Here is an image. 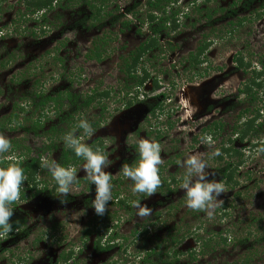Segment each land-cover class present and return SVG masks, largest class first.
I'll use <instances>...</instances> for the list:
<instances>
[{
    "label": "rangeland",
    "instance_id": "obj_1",
    "mask_svg": "<svg viewBox=\"0 0 264 264\" xmlns=\"http://www.w3.org/2000/svg\"><path fill=\"white\" fill-rule=\"evenodd\" d=\"M21 1L6 0L0 3V122L10 114L12 105L20 102L25 92L30 90L34 80L44 82L47 92L63 89L82 94V97L91 90L110 92L109 99L102 106L80 112V117L90 122L94 135L88 138L83 130L75 131L87 145L96 139L102 141L104 151L110 155L109 159L114 160L105 171L112 174V180L120 177L123 179L120 188L115 181L112 183V192L122 190L123 195L129 196V203L120 208L108 203L104 215L99 216L92 205L87 208L82 206V197L61 203L60 198H52L46 193L33 194L26 190L25 200H18L13 206L12 217L25 219L29 234L24 238L0 235V264H141L144 252L155 245L161 246L157 253L160 256L164 254L166 248L171 247L170 239L173 236H182V240H179L175 249L178 260L170 261L169 264H234L251 254L250 250L254 252L251 264H264V241L255 243L263 235L258 230L264 228V152L260 151L264 148V91L256 93L254 90V102L244 96L233 98L249 78L248 73L236 69L233 62L235 54H241L244 62H252L253 66L264 57V15L237 27L238 19L254 18V14L250 12L253 7L249 11L241 10L244 0H210V3L199 1L196 4L192 0H179L172 8L179 12L182 26L172 36H165L166 40L165 37L159 38L161 44L167 42V38L175 44L173 53L162 54L167 56L162 60L154 52L143 60V65L148 68L151 76L157 77L161 83L160 89L152 92V87L147 83L139 91H134L132 81L126 82L124 87L128 77L123 69L129 63V53L142 42L143 37L135 32L138 20L145 18L144 15L147 14L145 0H116L114 4L109 1L102 12L101 25L91 31H86V25L85 28L78 25L79 20L87 15L83 2L79 0L68 3L73 4L68 6L63 0L49 15L50 26L44 36L40 37L30 36V30L37 27V21L24 25L21 23L24 12V4L19 3ZM235 1L236 6L232 4ZM254 5V8L260 6ZM207 8H221L222 12L213 16L211 21H206L203 14ZM229 10L237 13L225 18ZM117 11L122 16L129 11V17L125 16L120 20V23L125 20L131 22L124 33H119L118 27H109L110 18L105 17L108 13L118 15ZM184 14L188 17H184ZM230 23H233L232 26ZM144 33L147 34V28ZM103 36L112 39L105 47L107 51L103 61L88 60L91 42L96 37ZM206 36L212 41L205 55L208 62L195 68V72H202L204 69L209 71L202 77L196 74V77L189 80V73L184 68L186 64H183L184 58L195 51ZM172 81L176 86L173 91L168 88ZM127 92H130L128 96L125 95ZM186 94L190 112L183 110L180 105ZM129 100L133 105L127 107ZM158 103H161L162 110L155 119L149 112ZM254 107L263 115L262 127L257 128L256 133H251L246 142L235 141L234 146L244 151L245 162L237 174L239 185L232 191L223 182L225 193L218 198L228 208L229 218L222 220L219 217L222 207L216 208L211 217L206 211L189 208L186 194L180 187L186 168L178 165L177 161H185L190 154L200 153L208 165L206 171L210 173L209 179L221 182L216 168L222 167V163L216 162L214 153L220 150L224 141L235 140V128L239 132V126L243 122H238L240 115L246 109L251 112ZM69 109V105L64 104L61 111L67 113ZM31 115L34 117L35 113ZM78 115L79 113L75 114V118ZM49 117V122L45 124L47 128L57 121L55 115L50 114ZM214 123L223 124V131L216 136V140L211 138L213 141L208 143L207 138L211 136L207 133L209 128L204 127H212ZM155 132L161 134L158 142L161 144L163 162L160 166L167 164L166 173L180 182L172 194L163 189L157 190L152 197L144 196L141 204L151 208L152 213L148 217H140L137 214L139 210L131 204V201L138 199V195L132 192L134 185L118 170L120 162L124 158H130L128 150L137 146L140 139L156 141ZM149 133L152 135L148 136ZM4 134L9 140H18L23 148H28L29 155L33 157L46 143L43 137L26 135L20 130L6 131ZM63 144L64 139L56 140L55 149L42 153L43 172L41 170L40 175L52 179L43 162L55 160L59 163ZM258 144L262 147H258ZM25 151L15 152L21 154ZM10 152L11 149L0 158H13ZM233 161L236 162V159ZM85 163L83 160L76 167L77 179L68 194L71 197L83 194L85 197L91 193L87 191L88 188L95 186L83 171ZM76 182H80L81 187L74 189ZM236 191L241 194L237 196ZM56 193L59 194L58 190ZM150 223L155 225L149 227L147 235L143 237L138 234L140 226H149ZM199 225L205 232H195ZM98 226L108 229L105 236L102 235L104 230L100 231ZM251 228L253 235L250 242L241 244L240 241L248 235L246 232ZM188 229L192 235L186 234L183 239ZM86 230H91L92 233L87 240H83V232ZM195 233L197 236L193 235ZM219 233L230 238L228 248L223 250L216 243H211L203 251L205 242L201 238L206 240ZM113 237L117 240L111 242L116 244L112 249L105 253L94 251L95 242H104ZM214 240L217 241V237ZM235 240L239 243L233 247ZM201 252H204L203 255ZM191 253L195 254V260ZM151 261L159 264L156 256H152ZM160 264H165L164 260Z\"/></svg>",
    "mask_w": 264,
    "mask_h": 264
},
{
    "label": "trees",
    "instance_id": "obj_2",
    "mask_svg": "<svg viewBox=\"0 0 264 264\" xmlns=\"http://www.w3.org/2000/svg\"><path fill=\"white\" fill-rule=\"evenodd\" d=\"M6 0H0V3L5 2ZM63 0H22L19 3L24 4V12L22 15V21L21 23L24 25L31 21H37V27L32 28L30 30V36L31 37H37V36H44L46 33V30H48L50 26V20L49 15L54 12L56 7L60 6V2ZM68 3L72 2H79V0H65ZM84 4V6L87 8V15H84L81 20H79L78 25L81 28H85V25L87 26L86 31H91L93 29H97V26L103 21L102 19V12L105 11V5L109 1H112V4L115 3L116 0H81ZM199 1L208 2L210 3V0H192L193 4L198 3ZM239 1V0H237ZM179 0H145V7L147 9V14L144 15L145 18H140L138 20L137 30L136 34H139V36H146V39L139 42V46L129 53L128 60L129 63H126L125 67L123 69V73L126 74L128 77V80L124 82V87L127 84L126 82L132 81L133 89L134 91H139L142 89L145 84H149L152 92H156L160 89L161 83L158 81V78H153L151 74L148 71V68L143 65V60L146 56L157 52L159 56H161L162 60L167 58L163 51H167L170 53H173L175 49V44L171 41L163 42L161 44V38L162 36H171L175 34L180 26L179 21V12L174 11L172 7H175V4H177ZM235 6L237 5L236 1L233 2ZM256 5H260L258 8ZM73 4H68V6H72ZM210 5V4H205ZM194 6V5H193ZM1 7V4H0ZM66 7V6H63ZM253 7V9L251 8ZM241 10L249 11L253 15V19L251 17H244L238 19L237 27H241L245 22H252L254 20L260 19L264 15V0H244L243 4L240 6ZM118 12V11H117ZM222 12L221 8H207L204 10L203 18L206 21H211L212 17ZM199 13H202V11H199ZM237 11L235 10H229L226 14V17H231L235 15ZM125 16L129 17V11L122 16L119 12L118 15L115 14V16H112L111 13H108L105 15V17H109V27L116 28L118 27L119 33H124L128 28L129 20H125L120 23V20L122 17L125 18ZM104 17V19H105ZM184 17H188L187 14H184ZM233 23H230L232 26ZM144 26L148 28V35L144 34ZM193 26V25H192ZM23 27V26H22ZM38 28V29H37ZM37 29V30H36ZM101 29V28H100ZM98 29V30H100ZM26 31H29L26 29ZM117 32V33H118ZM233 32V31H232ZM230 32V33H232ZM118 33V34H119ZM205 39L201 42V45H199L195 51H192L187 54L184 58V63L186 66L184 68L185 71H187L189 74H187V79L192 80V78L196 77L195 75L198 74V77H202L204 74L209 71L208 69H204L202 72H195V68L202 67L203 65H206L208 62L207 57L205 56L208 49L210 48L212 41L208 39V37H204ZM112 39L103 36L101 38L96 37L95 40L91 42V48L88 51L87 59L88 60H94L95 62H102L104 55L106 54L105 47ZM12 57V55L10 54ZM233 62L235 63L236 69H241L243 73H248L249 78L247 81L239 88L237 95L233 96V98H239V96H244V98H250V101H255V94L259 93L260 91H264V57L259 60L258 63H255V66H253L252 62L245 63L244 59L241 57V54L237 53L233 57ZM260 65V66H259ZM173 68H176V66H173ZM200 73V74H199ZM44 82H40V80H34L31 83L30 90H27L23 97L21 98L20 102L14 103L12 105V110L10 111V114H8L6 117H3V121L0 122V132L5 133L6 131L10 132H16V131H22L26 135H33L34 137H43L46 143L43 144V146L38 150V153L36 156H30V151L28 148H23L21 143L16 140H10L11 142V154L14 156L13 159H3L0 158V165L5 166L8 163L12 162H19L20 165L23 167L25 175L27 179L23 183V187L21 190V198L20 200H25V193L28 191L33 194H41L46 193L49 196H53L52 198H60V199H66L67 202H72V199H79L82 201V206L84 208H87L92 205L93 200L95 198V186H91L88 188L91 193L89 195L84 194L82 196H76L71 197L67 196L66 198L58 196L59 194L56 193L57 191V185L53 179H48L49 177H44L41 173V166H42V153L52 151L56 148L55 141L63 139L64 136L72 132L73 130L81 131V129L77 128L78 123L82 119L80 117V112L85 111L88 112L90 109L97 108L102 106V103L105 100H108L110 97V92L107 91H94L91 90L88 94H85L82 97V94H76L72 93L71 91H65L63 89H56V92H47L46 88H44ZM168 88L171 89V91L176 89L174 81H172ZM130 90V87H128ZM130 92L126 93L125 95L128 96ZM165 95V94H164ZM257 101V100H256ZM64 104L69 105L70 109L69 112H63L61 111ZM127 107H130L133 105V102L131 100L126 103ZM105 109V108H104ZM162 106L161 103H158L154 105L149 114L151 117L158 116L159 112H161ZM35 113L34 118L33 115L30 116V114ZM79 113L78 116L75 118V114ZM253 113L252 115L247 116L248 114ZM28 114V115H26ZM55 115L57 118V121L52 126H49L48 128L45 127L46 123L49 122V115ZM26 115V116H25ZM25 116V117H24ZM30 116V117H29ZM149 116V118H150ZM24 117V118H23ZM33 117V118H31ZM246 117L245 119H243ZM263 118V115L254 109L249 112V110H245L242 112V115H240L239 120H242L243 122L239 126V132L236 131L237 128H235V140L229 139L227 142L224 141L222 143V146L220 147L219 156H215V160L217 163H222V167L216 168L218 173L220 174L221 182L225 183L226 186H229V188L233 191L236 190L237 186L239 185L237 182V174L239 172V169L244 165V151L242 149H237L234 146L235 141L239 143L246 142V138L251 133H256L257 128L259 129L262 127L261 120ZM97 124V123H96ZM213 127V128H212ZM212 127L206 126L204 128L207 133L210 134L211 138L213 140H216V136L220 135V133L223 131V124L220 123H214ZM237 132V133H236ZM159 133V134H158ZM156 134V142L159 141L161 138L160 132H155ZM152 135V133H149L148 136ZM212 140V141H213ZM159 143V142H158ZM160 144V143H159ZM161 145V144H160ZM89 147H91L94 151L97 149L104 150V146L101 140L96 139L93 140L88 144ZM55 147V148H54ZM258 147H262L261 144H258ZM19 150H26L25 153L16 154L15 151ZM131 151L128 150L130 153V158L123 159L121 161L120 165V172H122V166L127 164L130 166H134L138 160L137 155V146H132ZM133 152V153H131ZM165 154V153H164ZM228 158V159H227ZM236 159V162L233 160ZM83 159L78 158L75 156L74 151L70 148H68L65 144L61 147L60 151V157H59V163L61 166L64 167H77L82 163ZM226 161V162H225ZM168 165L159 166V174L161 177V186L157 190H167L168 194H172L175 192V187H177V184L180 182V180H177L173 175L167 174L165 167ZM43 172V170H42ZM250 178V177H248ZM114 179V178H113ZM117 183L119 185L118 188H120V182L123 181V179L115 178V180H112V183ZM74 189L80 188L81 184L80 182H76L73 186ZM27 190V191H26ZM238 196L241 194V192H235ZM57 194V195H56ZM138 199L142 200L144 197V194H137ZM128 197L126 195H123L122 190H117L112 192V200L108 203H111L117 207H126L128 206ZM16 202L12 205L15 206ZM226 205L222 206V208L219 210V217L223 220L226 218H229L228 215V208L225 207ZM158 218V213L156 214ZM254 220V219H252ZM255 221V220H254ZM11 222L13 223V230L11 233L7 234L9 237L17 236L19 238H24L29 234V230L26 229V220L25 219H15L11 217ZM100 225V224H99ZM155 224L150 223L149 226H140L139 233L143 237L148 234L149 227L154 226ZM100 227V226H98ZM101 230H104V233L102 235H106L108 232V229L106 228H98ZM98 229L96 230V233H98ZM196 229V228H195ZM259 228H255V230H258ZM205 232L202 229V226L199 225L197 230L195 232ZM253 228L247 230V236L240 241L241 244H246L250 242V237L252 234ZM258 231L263 232V235L259 237L255 243H262L264 241V228L259 229ZM137 232V231H135ZM91 230H86L83 232V240H87L88 237L91 235ZM192 232H190V229L184 233L183 239L187 236L192 235ZM16 234V235H15ZM194 236L196 235L193 234ZM197 236V235H196ZM217 241L214 240V238ZM205 244H203L202 249H204L209 246L211 243H216L218 247H222L223 250L225 248H228L230 238H226L223 236V234L219 233L216 234V236H211L210 238L203 239ZM38 240V239H37ZM35 240V243L36 241ZM117 238L113 237L111 240H102L95 242L93 248L94 251L97 253H105L112 249L116 244L111 243L112 241H116ZM182 240L181 238H178L177 236H173L170 239V248H166V252L160 256V254L157 253L158 249L161 247L160 245H155L152 249L147 250L144 252L141 258V264H154L151 261L152 256L158 257L159 264L161 263V260H164L165 264H169L170 261L176 262L178 260V254L176 252V246L180 243ZM213 241V242H212ZM215 241V242H214ZM167 243V242H164ZM239 242L233 241V247L235 244ZM200 248V247H199ZM170 249V251H169ZM251 254L245 255L241 261L239 260L237 262H234V264H251L254 252L252 250ZM172 252V253H171ZM202 255L204 252H201ZM191 257H193L195 260V254L191 253ZM165 258V259H162ZM156 264V263H155Z\"/></svg>",
    "mask_w": 264,
    "mask_h": 264
},
{
    "label": "clouds",
    "instance_id": "obj_3",
    "mask_svg": "<svg viewBox=\"0 0 264 264\" xmlns=\"http://www.w3.org/2000/svg\"><path fill=\"white\" fill-rule=\"evenodd\" d=\"M187 103V101H185ZM78 129L88 138L94 135V129L86 118H82L77 125ZM65 145L74 151L76 157L86 163L83 171L86 173L91 184L95 185V198L92 207L97 215H104L108 202L112 200V174L105 171L114 163L109 159L110 155L104 150H93L82 137L77 136L76 131L64 136ZM211 143V137L207 138ZM11 149L9 138L0 132V156L8 153ZM161 145L149 139H140L137 143L138 160L134 166L123 165L122 174L133 183V194H144L152 197L161 186L159 166L162 164ZM264 152V148L260 149ZM214 155L219 156V151ZM13 159L14 158H9ZM178 165L186 168V173L181 184L187 197V206L195 211H206L211 217L213 211L223 206V200L218 199L225 193V185L222 182L209 179L210 173L206 171L208 165L200 153L190 154L185 161H177ZM43 166L51 173L52 179L57 185L61 197L66 198L70 188L77 179V169L73 166L64 167L55 160L43 162ZM27 179L23 167L19 162L8 163L0 166V235H7L13 230L11 217L13 216L12 205L20 200L23 183ZM66 199H61L65 203ZM131 204L138 209L140 217H148L152 210L142 205L140 200H133ZM81 211V215H83ZM78 218V217H77Z\"/></svg>",
    "mask_w": 264,
    "mask_h": 264
},
{
    "label": "flooded vegetation",
    "instance_id": "obj_4",
    "mask_svg": "<svg viewBox=\"0 0 264 264\" xmlns=\"http://www.w3.org/2000/svg\"><path fill=\"white\" fill-rule=\"evenodd\" d=\"M138 24V23H137ZM147 27H145V29H146ZM144 29V30H145ZM136 30H137V28H136ZM147 30H148V28H147ZM144 32V31H143ZM148 32V31H147ZM136 33V32H135ZM144 34H146V33H144ZM149 33H147V35H148ZM172 36V35H171ZM143 38H142V41H144L145 39H146V36H142ZM162 37H164V36H162ZM170 37V36H169ZM164 40H166V37H165V39ZM172 40H174V38L172 39ZM167 41H170V39H168L167 38ZM172 42V41H171ZM164 52V54H167L168 52L165 50V51H163ZM173 57V56H172ZM180 105H181V107H182V109H183V107L185 108L186 107V105L185 104H183V103H181V101H180ZM120 165H121V162H120ZM118 171H120V170H118Z\"/></svg>",
    "mask_w": 264,
    "mask_h": 264
},
{
    "label": "bare ground",
    "instance_id": "obj_5",
    "mask_svg": "<svg viewBox=\"0 0 264 264\" xmlns=\"http://www.w3.org/2000/svg\"><path fill=\"white\" fill-rule=\"evenodd\" d=\"M186 90V89H185ZM187 91V90H186ZM185 93H187V92H185ZM185 101H187V103H185ZM181 103H183V104H185L186 105V107L184 108L183 107V110H188L189 112H190V105H189V98H188V95L186 94V96L184 97H182V102Z\"/></svg>",
    "mask_w": 264,
    "mask_h": 264
}]
</instances>
